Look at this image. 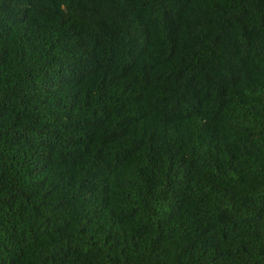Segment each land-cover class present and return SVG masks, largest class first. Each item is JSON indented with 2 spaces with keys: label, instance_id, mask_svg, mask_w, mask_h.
I'll return each mask as SVG.
<instances>
[{
  "label": "trees",
  "instance_id": "16d2710c",
  "mask_svg": "<svg viewBox=\"0 0 264 264\" xmlns=\"http://www.w3.org/2000/svg\"><path fill=\"white\" fill-rule=\"evenodd\" d=\"M0 264H264V0H0Z\"/></svg>",
  "mask_w": 264,
  "mask_h": 264
},
{
  "label": "clouds",
  "instance_id": "9594fccd",
  "mask_svg": "<svg viewBox=\"0 0 264 264\" xmlns=\"http://www.w3.org/2000/svg\"><path fill=\"white\" fill-rule=\"evenodd\" d=\"M67 76H69L67 80L70 82H74L77 79L76 75L72 72H69ZM105 78L106 75H102L101 77L88 76L83 82L84 91L93 99L96 92L105 86Z\"/></svg>",
  "mask_w": 264,
  "mask_h": 264
}]
</instances>
